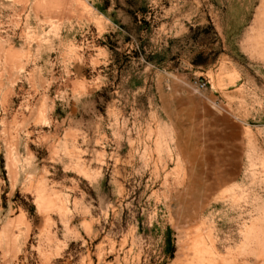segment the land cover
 <instances>
[{
	"label": "rangeland",
	"instance_id": "1",
	"mask_svg": "<svg viewBox=\"0 0 264 264\" xmlns=\"http://www.w3.org/2000/svg\"><path fill=\"white\" fill-rule=\"evenodd\" d=\"M0 264H264V0H0Z\"/></svg>",
	"mask_w": 264,
	"mask_h": 264
},
{
	"label": "bare ground",
	"instance_id": "2",
	"mask_svg": "<svg viewBox=\"0 0 264 264\" xmlns=\"http://www.w3.org/2000/svg\"><path fill=\"white\" fill-rule=\"evenodd\" d=\"M44 207H47L48 205H50L51 204V202H49L48 200H44ZM196 247V246H195ZM197 247H198V245H197ZM200 248V247H199Z\"/></svg>",
	"mask_w": 264,
	"mask_h": 264
},
{
	"label": "built area",
	"instance_id": "3",
	"mask_svg": "<svg viewBox=\"0 0 264 264\" xmlns=\"http://www.w3.org/2000/svg\"><path fill=\"white\" fill-rule=\"evenodd\" d=\"M203 87V86H202Z\"/></svg>",
	"mask_w": 264,
	"mask_h": 264
}]
</instances>
